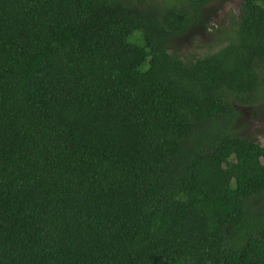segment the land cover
Listing matches in <instances>:
<instances>
[{"label":"trees","instance_id":"1","mask_svg":"<svg viewBox=\"0 0 264 264\" xmlns=\"http://www.w3.org/2000/svg\"><path fill=\"white\" fill-rule=\"evenodd\" d=\"M233 1L0 0V264H264V0L176 47Z\"/></svg>","mask_w":264,"mask_h":264},{"label":"rangeland","instance_id":"2","mask_svg":"<svg viewBox=\"0 0 264 264\" xmlns=\"http://www.w3.org/2000/svg\"><path fill=\"white\" fill-rule=\"evenodd\" d=\"M242 0H234L231 3L226 4L224 7H220L219 5H215L214 7H209L207 11V17L205 19V22L198 25L194 30L184 36L183 38L179 39V41L176 44V47H181L183 49V52L186 55H194V54H205L209 53L210 51V45H214V40H212L213 33H215L216 29H224L227 28L231 21V17L237 16L240 10ZM207 25L210 27L209 30H204V25ZM215 29V30H214ZM213 47V46H212ZM217 47L213 48V51ZM242 114L245 116V120H241L240 126L244 124L250 125L248 122L252 121V124H258L264 123V111L258 112L257 118L255 117L252 110L245 108L243 111H241ZM262 118L261 120H259ZM262 122V123H261ZM251 128V125H250ZM249 128V132H250ZM252 133H255L251 135L252 137L258 139V141L264 145V135H262L264 132V128L261 127V129H255L251 131Z\"/></svg>","mask_w":264,"mask_h":264},{"label":"flooded vegetation","instance_id":"3","mask_svg":"<svg viewBox=\"0 0 264 264\" xmlns=\"http://www.w3.org/2000/svg\"><path fill=\"white\" fill-rule=\"evenodd\" d=\"M251 110V109H250ZM262 118H260L259 120H261ZM250 125H251V128H250V132H248V135L249 136H251L252 134H253V136H254V134L255 133H252L251 131H253V130H255V129H261V127H263L264 128V123L263 124H261L260 125V123H258V124H252V121H250V122H248ZM262 123V122H261ZM263 134L262 135H264V132H262Z\"/></svg>","mask_w":264,"mask_h":264}]
</instances>
